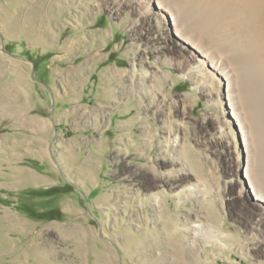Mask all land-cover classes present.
<instances>
[{
  "label": "rangeland",
  "instance_id": "1",
  "mask_svg": "<svg viewBox=\"0 0 264 264\" xmlns=\"http://www.w3.org/2000/svg\"><path fill=\"white\" fill-rule=\"evenodd\" d=\"M162 1L0 0V264H264L224 79L196 69L203 46L240 71L264 190V0Z\"/></svg>",
  "mask_w": 264,
  "mask_h": 264
},
{
  "label": "bare ground",
  "instance_id": "2",
  "mask_svg": "<svg viewBox=\"0 0 264 264\" xmlns=\"http://www.w3.org/2000/svg\"><path fill=\"white\" fill-rule=\"evenodd\" d=\"M156 4L159 9H162V7L164 6L162 0H156ZM258 5L260 9L258 8L256 4L253 5L254 15H257V14L258 16L260 15L258 18V22H255V23H260L264 19V16H262L264 15V2H259ZM169 17L172 19L174 33H176L179 37H182L181 36V30H182L181 24L176 19L177 15L170 14ZM259 32L262 34V36H264V26L260 27ZM258 36H260V34ZM197 51H198L197 53H200L199 55H202V57L203 56L204 57L199 62H197L196 69L205 70L206 66L209 68H213L224 79L225 97H226L227 105L229 109L228 113L229 115H231V118L233 119V121L237 124L238 130L241 136L242 146H243L244 153H245L244 160L242 161L243 166H244V177L255 199L264 201V190L261 184L259 183V178L256 173V168H257L256 167V157H257V152H258L256 144L260 142L259 141L260 138L256 134H254V130L252 129V123L250 121V119L253 120L254 124L256 122L255 125L257 126L259 130V124L262 123L258 119L259 111H255L254 109H252L253 111L250 112L252 115L251 116L248 114L249 112L244 110L243 104H242L243 100L240 96L241 93L239 94L240 85H241V81H240L241 74H240V71L237 69L235 72V68L231 66V58L228 54L224 55V61H222L223 60L222 55H219L217 50H215L214 54L209 57L205 55L207 51L204 50L203 46L198 47ZM190 56L192 57L193 55L190 53ZM261 132L259 136L263 137ZM199 227H201L202 229L201 236L205 240L213 239L212 236L215 237L212 231H210L211 228H209L208 226L200 225Z\"/></svg>",
  "mask_w": 264,
  "mask_h": 264
},
{
  "label": "trees",
  "instance_id": "3",
  "mask_svg": "<svg viewBox=\"0 0 264 264\" xmlns=\"http://www.w3.org/2000/svg\"><path fill=\"white\" fill-rule=\"evenodd\" d=\"M24 211H26V210H24ZM50 214V213H49ZM51 215V214H50ZM45 218V217H44ZM52 219H55L54 217H51Z\"/></svg>",
  "mask_w": 264,
  "mask_h": 264
}]
</instances>
